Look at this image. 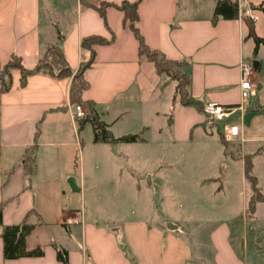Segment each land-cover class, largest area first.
Listing matches in <instances>:
<instances>
[{
    "label": "crops",
    "instance_id": "crops-1",
    "mask_svg": "<svg viewBox=\"0 0 264 264\" xmlns=\"http://www.w3.org/2000/svg\"><path fill=\"white\" fill-rule=\"evenodd\" d=\"M121 1H137L136 26L145 45L167 58L187 61L189 91L201 103L237 105L239 62L256 61L250 96L233 118L222 121L236 124L239 132L227 139L226 153L215 132L218 143L211 159L223 167L225 177L233 173L248 187L243 158L250 156V172L263 196L250 217L245 216L249 188L242 216L209 225L208 220H194L193 229L187 219L174 220L170 208L132 202L133 195L148 192L139 181L130 188L137 179L131 160L148 161L144 146L207 147L211 127L223 129L195 108L181 106L173 96L175 82L172 85L157 74L152 62L138 55L133 32L113 6ZM215 1L0 0L1 64L15 55L31 68L46 47L58 45L74 72L87 58L80 39L88 35L109 39L112 34L109 43L93 45V62L83 71L87 86L80 92L81 105L86 112L94 110L113 137H139L134 142H93L91 125L85 122L78 128L74 104L68 101L70 76L40 71L20 85L19 71L12 69L9 89L0 92V234L3 226L24 221L33 227L24 238L25 248H39L42 254L4 259L0 237V264H62L56 259L57 249L66 251L67 264H250L245 233L249 223L264 229L259 221L264 216L260 212L264 210V46L259 44L253 53V39L246 33L250 25L264 40V0H233L255 16L253 21L237 15L212 21ZM101 2L110 4L104 19L91 6ZM33 143L32 170L26 174L23 153ZM84 153L98 174L92 183L84 179ZM148 172L145 167L144 175ZM69 177L77 192L68 187ZM105 180L106 190L100 187ZM87 191L93 199L85 208L82 199ZM155 192L150 190L152 197ZM77 194L80 202L74 206ZM75 211L81 213L78 223L71 221ZM204 227L205 235L197 236L196 229ZM256 255L264 256V237L258 240Z\"/></svg>",
    "mask_w": 264,
    "mask_h": 264
},
{
    "label": "trees",
    "instance_id": "trees-1",
    "mask_svg": "<svg viewBox=\"0 0 264 264\" xmlns=\"http://www.w3.org/2000/svg\"><path fill=\"white\" fill-rule=\"evenodd\" d=\"M110 4L99 3L98 5H91L99 15L104 19V9ZM116 9L120 10L123 14V24L133 32L137 40L138 55L146 58L153 63L155 71L159 75L166 76L169 80L174 81V93L173 96L177 97L178 103L181 106H191L197 111L201 112L202 103L194 98L189 91L190 77L187 70V61L179 59H170L157 50L149 48L143 42L142 36L136 26L137 14L136 6L137 1L127 2L121 1L119 4L113 5ZM257 7L261 8L260 5ZM264 10V9H262ZM237 15V5L233 0H216L213 8L212 21H215L217 17L224 19L235 18ZM248 23L249 21L246 20ZM247 36L251 37L254 42L253 53L259 44L264 46V40L255 36L252 27L248 25ZM111 34L109 39H105L99 35H88L82 37L79 41L81 49L87 51V58L80 61L79 65L74 72L67 66L63 57L61 48L58 45H51L44 49L41 56L37 59L36 63L31 68H25L19 59L15 55H11L10 58L4 64L0 63V92H4L9 89L11 84V70L17 69L19 71V84L23 85L28 75L36 72H46L55 77L70 76L68 85V101L70 104L82 103L80 100V92L87 86V82L83 77V71L88 68L94 58L93 45L107 44L112 40ZM83 104H88L84 103ZM85 122L91 125L92 129V141L93 142H134L139 139L137 134H126L120 137H113L111 133L106 129V125L99 121L94 110L90 109L86 116L78 118V128ZM217 135L223 145V149L229 148V143L223 137L222 132L217 127ZM35 144L25 148L23 153V170L26 174H29L32 170L33 155ZM251 163L250 156L243 158V175L244 180L248 185L250 194L247 198L245 205V216L250 217L254 211L255 204L262 199V192L257 187L255 178L250 172ZM32 225L25 223L24 221L15 225H5L1 230L2 240V257L4 259H15L19 257L40 256L42 251L39 248L27 250L24 244L25 236L32 229ZM56 259L62 264H67L66 251L64 249H57L55 252Z\"/></svg>",
    "mask_w": 264,
    "mask_h": 264
},
{
    "label": "rangeland",
    "instance_id": "rangeland-1",
    "mask_svg": "<svg viewBox=\"0 0 264 264\" xmlns=\"http://www.w3.org/2000/svg\"><path fill=\"white\" fill-rule=\"evenodd\" d=\"M171 83L173 85L174 81ZM234 116L232 115V118ZM207 120L212 122L208 118ZM223 125L222 122H219L220 129H223ZM211 130L213 136L208 138V140L212 142L207 147H204L202 143L182 144L176 147H170L165 144L162 148H156L155 145L144 146L148 151V161L140 164L134 159L131 160V166L136 171L137 179L130 182L131 187L127 181L126 185L133 189L136 181H139L141 189L146 188L148 192H142L139 194L140 196L133 195L132 202L135 203L136 200L138 202L140 200L152 207L157 204L159 207L170 208L174 210V220L187 219L190 229H193L194 220H208L210 221L209 225L228 216H242L244 213V200L249 193L248 187L240 184L233 173L232 176L225 177L223 167L211 163L214 148L218 143L215 138L216 128L212 126ZM103 153L102 150L98 151L100 156H103ZM75 154L79 156V152ZM83 156L84 179L87 183H92L94 181H91V179L96 176L97 171L92 167L93 165H90L88 155L84 153ZM101 165H104V163H101ZM145 167L149 170L147 175L143 173ZM207 177L210 179H207ZM203 178L206 179L203 180ZM149 180H151L150 184ZM102 183L100 187L106 190L108 181L105 180ZM114 184L115 187H118V183L117 185L116 183ZM90 187L92 188V186ZM150 190L156 191L154 197H152ZM90 194L91 191H87L83 195L82 205L85 208L90 200L93 199ZM152 199H154V202ZM79 200L80 196L77 194L73 205L79 206ZM260 212L263 214L264 210ZM261 217L259 221L264 224V216ZM249 226L251 228H247L245 233L247 252L249 259H251L249 263L264 264V256H255L258 240L264 237V229L260 231L257 225L253 223H249ZM196 235L203 237L205 235V227L196 229Z\"/></svg>",
    "mask_w": 264,
    "mask_h": 264
},
{
    "label": "built area",
    "instance_id": "built-area-1",
    "mask_svg": "<svg viewBox=\"0 0 264 264\" xmlns=\"http://www.w3.org/2000/svg\"><path fill=\"white\" fill-rule=\"evenodd\" d=\"M237 5V17L238 18H248V20L253 21L255 16L252 14H246L243 6L239 1L236 2ZM254 66L251 61L241 60L239 62L238 71V88L240 93V102L237 105H223L213 101H204L202 103L201 112L212 122H222L229 118L235 113L236 110H240L245 103L246 99L250 96L251 88L253 86V75ZM74 117L76 119L82 118L87 115L82 105L76 103L73 105ZM239 132V127L236 124L228 123L223 125L222 135L227 140L230 137L236 136ZM71 221L78 223L81 221V213L75 211Z\"/></svg>",
    "mask_w": 264,
    "mask_h": 264
},
{
    "label": "water",
    "instance_id": "water-1",
    "mask_svg": "<svg viewBox=\"0 0 264 264\" xmlns=\"http://www.w3.org/2000/svg\"><path fill=\"white\" fill-rule=\"evenodd\" d=\"M251 63L253 64L254 68L257 69V66L255 65L256 64V61L255 60H252ZM67 185L68 187L70 188L71 191L73 192H77L78 191V187L76 186L75 184V181L72 177H69L67 180Z\"/></svg>",
    "mask_w": 264,
    "mask_h": 264
}]
</instances>
